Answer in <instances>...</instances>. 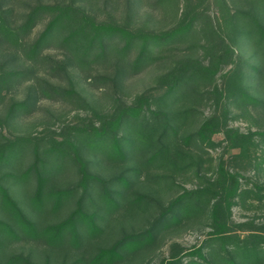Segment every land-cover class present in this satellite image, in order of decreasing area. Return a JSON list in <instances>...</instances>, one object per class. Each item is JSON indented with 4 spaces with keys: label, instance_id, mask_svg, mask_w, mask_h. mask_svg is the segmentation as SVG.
<instances>
[{
    "label": "trees",
    "instance_id": "obj_1",
    "mask_svg": "<svg viewBox=\"0 0 264 264\" xmlns=\"http://www.w3.org/2000/svg\"><path fill=\"white\" fill-rule=\"evenodd\" d=\"M97 1L0 0V264H112L153 244L159 230L194 218L205 219L209 231L188 253L202 262L190 257L188 264H264V222L231 218L238 199L264 200V185L242 189L222 162L207 176L201 154L219 144L213 135L221 131L227 148L244 152L257 149L254 135L264 141V131L228 127L230 103L264 106V0H124L119 19H99ZM116 1L102 0L103 8ZM136 4L158 18L131 25ZM244 49L253 60L238 54ZM153 65L165 66L153 91L115 96L107 111L82 94L69 71L123 90L127 78ZM247 70L257 77L246 82ZM22 84L29 93L18 99ZM41 99L89 115L60 136L4 133ZM209 103L221 112L200 115ZM103 164L111 165L110 177L94 170ZM67 171L75 180L57 186ZM191 178L197 184L188 189L183 183ZM139 181L156 193L138 189ZM165 188L175 194L162 205ZM147 211L157 215L148 226L110 238L116 212L129 224ZM170 257L175 264L177 254Z\"/></svg>",
    "mask_w": 264,
    "mask_h": 264
},
{
    "label": "rangeland",
    "instance_id": "obj_2",
    "mask_svg": "<svg viewBox=\"0 0 264 264\" xmlns=\"http://www.w3.org/2000/svg\"><path fill=\"white\" fill-rule=\"evenodd\" d=\"M124 0H117L116 3L111 7L103 8L102 0L97 1V7L92 8L96 16L100 18H105L107 14L115 18H120L124 12ZM137 16H133L131 19V25L138 26L141 25L145 20L149 18L155 21L158 16L155 13L148 11L145 7H140V4H136ZM156 17V18H155ZM154 25H158L154 23ZM41 25L37 26L33 30L35 34ZM159 27L161 25H158ZM51 55L56 57H61V53L58 50L48 51ZM244 59L253 60L251 51L244 49L242 52H238ZM164 65H153L148 70H145L139 74H136L130 78L126 79L125 87L123 90L115 89L110 83L101 86L98 82L90 84L88 81L84 80L83 77L75 70H69L71 75L74 77L77 88L82 92V94L88 99L95 101L98 110L107 111L111 108L114 103L115 96H121L123 100L131 99L137 93L141 91H153L155 87L154 79L157 73H160L164 68ZM229 69L226 68L221 72L223 74ZM110 71V70H109ZM108 71V72H109ZM249 71V70H247ZM253 73V72H252ZM257 77L256 74L253 73ZM250 71L246 78V82L253 76ZM62 78H57L54 81H61ZM255 80V79H254ZM219 84H223L222 78L218 76L217 79ZM255 83V82H254ZM250 85L251 91H255ZM16 98L23 99L29 93L28 84H22L16 90ZM8 96L5 99L4 105L9 101ZM3 105V104H2ZM32 110L24 112L17 120L6 126L4 133L8 136H13L16 134H52L60 136L63 126L69 123L81 122L86 117H88L87 112L82 110H71V107L64 103L58 101H52L48 99L38 100L35 104H30ZM229 122L228 127L238 129L239 132L247 134L249 131H264V106H258L249 104L245 110L242 106H236L234 104H229ZM220 113L221 108L216 107L214 104L209 103L201 106L200 115L208 116L211 113ZM194 127V126H193ZM192 127V128H193ZM224 132H218L213 135V139L219 142L214 148H210L205 152H201L204 158H207L209 162L206 164L208 168L207 176H212L216 165L222 162L225 168L232 173H235L239 178L241 183V188H255V183L259 185H264V141L262 137L258 134L254 135V139L258 142L257 149L249 152L241 151L239 146H232L227 148L228 138ZM28 162V160H27ZM27 164V163H25ZM104 165V166H103ZM97 165L94 170L99 172L102 177H110L112 175L111 165L103 164ZM192 179V180H191ZM183 183L186 188H193L197 184V180L191 178ZM75 180V176L72 172L67 171L62 173L60 176L55 178V183L57 186L67 185L71 181ZM178 178L177 181H181ZM183 181V180H182ZM138 189L153 192L154 189L148 183L139 181L137 185ZM175 194L174 190L170 189L166 191L159 192L160 201L163 204H167L170 200L169 197ZM26 193L24 192V187L22 188V198L26 201ZM231 218L236 223L246 222L252 225H260L264 222V200H260L255 196H246L243 200L238 199L237 204L232 207ZM120 212L114 214L113 225L109 227L108 233H111V237L116 236L119 231H130L134 229L135 231L142 230L147 224L152 221L157 215L150 214L149 211L136 217L135 220L130 221L129 218L125 219L122 217ZM127 220V222H126ZM125 221V222H124ZM108 229V226L106 227ZM132 228V229H131ZM209 228L205 224V219H193L189 221H183L182 223L172 226L167 230H159L155 242L145 248H141L138 253H124L123 258L115 261L112 264H170L172 253L177 254L175 259V264H188L190 262L189 258L202 262L199 256L188 255L189 252L194 251L199 247L205 239L208 237ZM107 237V236H106ZM108 239V237H107ZM23 250H26L29 245L22 244ZM21 248V247H20ZM205 255L211 259L208 254V248L204 247L202 250ZM219 253V252H218ZM218 257V255H217ZM180 259V262H179Z\"/></svg>",
    "mask_w": 264,
    "mask_h": 264
}]
</instances>
